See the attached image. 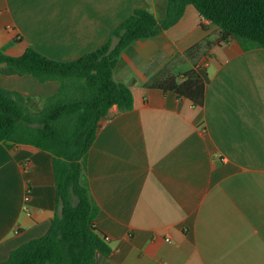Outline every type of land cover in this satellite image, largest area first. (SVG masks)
Listing matches in <instances>:
<instances>
[{"label":"crops","instance_id":"obj_1","mask_svg":"<svg viewBox=\"0 0 264 264\" xmlns=\"http://www.w3.org/2000/svg\"><path fill=\"white\" fill-rule=\"evenodd\" d=\"M140 8L161 19L166 0H0V51L73 61ZM191 70L206 82L203 107L149 86ZM114 79L134 108L114 106L89 152L96 227L112 248L96 264H264V48L222 42L189 5L175 26L127 47ZM59 87L0 73V88L26 98ZM56 211L53 156L0 142V264L44 236Z\"/></svg>","mask_w":264,"mask_h":264},{"label":"trees","instance_id":"obj_2","mask_svg":"<svg viewBox=\"0 0 264 264\" xmlns=\"http://www.w3.org/2000/svg\"><path fill=\"white\" fill-rule=\"evenodd\" d=\"M189 5L221 30L222 42L234 38L246 51L264 48V0H166L161 19L137 9L104 45L73 61L53 60L31 47L20 56L0 51V73L60 83L58 92L45 99L0 88V142L9 148L33 146L53 156L57 206L48 232L13 250L1 264H96L99 253H112L96 227L100 208L87 170L101 121L114 106L123 112L134 108L132 90L114 79V70L127 47L175 26ZM149 86L198 107L205 104L206 82L197 70L167 75Z\"/></svg>","mask_w":264,"mask_h":264},{"label":"built area","instance_id":"obj_3","mask_svg":"<svg viewBox=\"0 0 264 264\" xmlns=\"http://www.w3.org/2000/svg\"><path fill=\"white\" fill-rule=\"evenodd\" d=\"M103 238L105 240V242L109 243V241L111 240V238L109 236L103 235Z\"/></svg>","mask_w":264,"mask_h":264}]
</instances>
